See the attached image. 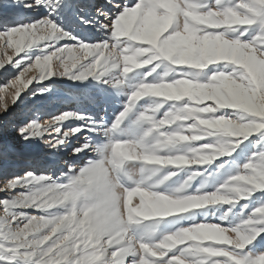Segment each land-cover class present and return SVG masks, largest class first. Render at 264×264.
Masks as SVG:
<instances>
[{
	"label": "snow or ice",
	"instance_id": "1",
	"mask_svg": "<svg viewBox=\"0 0 264 264\" xmlns=\"http://www.w3.org/2000/svg\"><path fill=\"white\" fill-rule=\"evenodd\" d=\"M0 50V264H264V0H0Z\"/></svg>",
	"mask_w": 264,
	"mask_h": 264
},
{
	"label": "rangeland",
	"instance_id": "2",
	"mask_svg": "<svg viewBox=\"0 0 264 264\" xmlns=\"http://www.w3.org/2000/svg\"><path fill=\"white\" fill-rule=\"evenodd\" d=\"M0 52H2V50H0ZM8 54L11 55L12 52L11 50L8 51ZM29 75H35V72H32L30 73ZM5 79V76L3 75H0V83H3V80ZM54 79H57V78H54ZM73 82L71 81H68L66 78H62V79H57V83L55 85L56 89L58 90V92H67V91H71L73 94H78V93H83L85 96L86 94H90V90L89 92L86 91L87 89L81 87V88H76V87H73L72 86ZM82 90V91H81ZM85 90V91H84ZM79 91V92H78ZM92 91V90H91ZM3 93H0V96H2ZM59 97H56V98H53L52 100L50 101H47V103H50V104H55L57 106H61V107H65V109L67 108H70L73 106V101L71 100H65V102H62L61 100L59 101ZM60 103V104H59ZM9 104L11 105V100L9 99ZM59 104V105H58Z\"/></svg>",
	"mask_w": 264,
	"mask_h": 264
},
{
	"label": "bare ground",
	"instance_id": "3",
	"mask_svg": "<svg viewBox=\"0 0 264 264\" xmlns=\"http://www.w3.org/2000/svg\"><path fill=\"white\" fill-rule=\"evenodd\" d=\"M35 74H36V73H35ZM59 80H60V79H59ZM89 90H90V89H87L86 91L89 92ZM81 91H82V90H81ZM84 91H85V90H84ZM78 92H79V91H78ZM90 93H91V90H90ZM74 95H75V93H74ZM86 96H87V94H86ZM59 99H60L62 102H65V100H66V99H64L63 97H59ZM60 100H59V101H60ZM66 101H67V100H66ZM71 101H72V100H71ZM59 104H60V103H59ZM59 104H58V105H59ZM49 105L51 106V105H55V104H50V103H49ZM61 106H62V105H61ZM61 106H60V107H61ZM64 108H65V107H64Z\"/></svg>",
	"mask_w": 264,
	"mask_h": 264
}]
</instances>
